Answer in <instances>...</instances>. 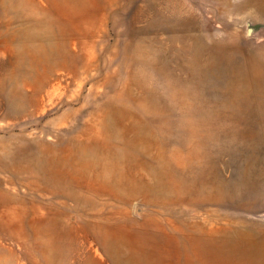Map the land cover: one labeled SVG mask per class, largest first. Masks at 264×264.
Masks as SVG:
<instances>
[{"label": "rangeland", "instance_id": "rangeland-1", "mask_svg": "<svg viewBox=\"0 0 264 264\" xmlns=\"http://www.w3.org/2000/svg\"><path fill=\"white\" fill-rule=\"evenodd\" d=\"M0 264H264V0H0Z\"/></svg>", "mask_w": 264, "mask_h": 264}]
</instances>
